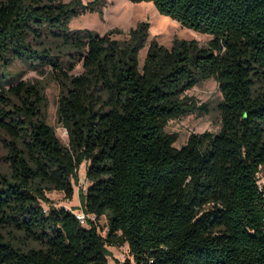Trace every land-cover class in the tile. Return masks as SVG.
<instances>
[{
    "label": "trees",
    "instance_id": "obj_1",
    "mask_svg": "<svg viewBox=\"0 0 264 264\" xmlns=\"http://www.w3.org/2000/svg\"><path fill=\"white\" fill-rule=\"evenodd\" d=\"M146 1L211 34L208 45L152 41L140 66L148 21L120 40L118 29L70 28L99 0H0V231L40 245L0 233V264H108L107 246L126 243L131 257L116 264H264V0ZM17 62L55 73L67 145L45 120L41 88L12 71ZM210 77L221 127L177 147L166 127L207 109L187 91ZM83 161L87 225L42 205L47 191L73 198Z\"/></svg>",
    "mask_w": 264,
    "mask_h": 264
},
{
    "label": "rangeland",
    "instance_id": "obj_2",
    "mask_svg": "<svg viewBox=\"0 0 264 264\" xmlns=\"http://www.w3.org/2000/svg\"><path fill=\"white\" fill-rule=\"evenodd\" d=\"M82 1L87 3L92 0ZM98 7L99 10L87 11L74 16L70 21V28L73 30L89 29L101 35L112 29H118L119 32H115L113 37L123 40L128 38L131 28L136 27L142 21H148V37L138 54L140 66L144 62L147 49L152 41H157L170 48L176 38L195 39L201 46H207L212 38L211 34L184 27L169 15L160 13L151 1L99 0ZM11 69L20 72V76L41 88L45 95L43 111L45 120L55 129L61 142L67 145V130L58 120L61 85L56 79L55 73L49 68L32 69L25 62H17ZM81 70L80 65H78L76 72ZM187 94L193 97L197 105H206L207 109L199 108L194 112L169 121L166 131L177 133L178 138L174 143L177 147L185 144L191 133H201L207 130L217 132L221 127V113L218 104L222 100V93L215 77L201 80L189 89ZM86 166V162L83 161L79 167L78 179L73 184L74 195L72 199H68L63 191H47L46 195L50 201L43 202V207L45 209L53 206L56 208L65 207L70 210H84L80 191L84 192L87 187ZM259 177L263 181V171L259 173ZM90 219L92 218L90 217ZM97 224L99 232L105 235L108 227L107 216H102ZM0 233L5 240H11L23 248L40 246L32 241L24 242L25 238L19 233L14 234L12 231H0ZM107 248L110 251L108 264H116L117 261H124L126 258L131 257L127 243L118 247L107 246Z\"/></svg>",
    "mask_w": 264,
    "mask_h": 264
},
{
    "label": "built area",
    "instance_id": "obj_3",
    "mask_svg": "<svg viewBox=\"0 0 264 264\" xmlns=\"http://www.w3.org/2000/svg\"><path fill=\"white\" fill-rule=\"evenodd\" d=\"M259 185L260 189L264 190V178L263 181L259 178ZM70 210V209H69ZM75 217L79 220V222L83 225H87L89 218L95 219V216L93 214L87 213L85 210L79 209V210H71Z\"/></svg>",
    "mask_w": 264,
    "mask_h": 264
}]
</instances>
